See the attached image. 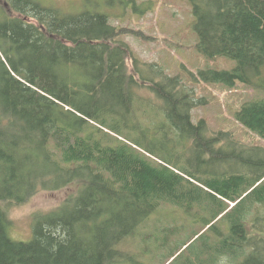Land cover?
I'll return each instance as SVG.
<instances>
[{"label": "trees", "instance_id": "trees-1", "mask_svg": "<svg viewBox=\"0 0 264 264\" xmlns=\"http://www.w3.org/2000/svg\"><path fill=\"white\" fill-rule=\"evenodd\" d=\"M4 1L15 17L0 19V264H128V243L142 236L144 258L148 222L170 207L203 222L195 238L226 226L209 249L217 260L264 264V148H240L195 123L204 101L181 77L135 58L130 72L128 46L94 0L74 14L43 0ZM188 2L199 52L235 62L193 78L264 94V0ZM141 83L152 100L139 99ZM236 119L264 140V97ZM71 184L78 194L38 217L30 242L12 239L4 204Z\"/></svg>", "mask_w": 264, "mask_h": 264}, {"label": "rangeland", "instance_id": "rangeland-1", "mask_svg": "<svg viewBox=\"0 0 264 264\" xmlns=\"http://www.w3.org/2000/svg\"><path fill=\"white\" fill-rule=\"evenodd\" d=\"M112 1L94 0L95 3L91 4L90 8L108 15L111 25L120 32L119 42L125 43L129 49L127 65L130 72L135 66V58L141 68L148 72L150 66H158L170 76L181 77L185 85L195 90L197 99L204 101L202 106L192 112L195 123L205 120L210 135L228 133L240 148H264V140L243 127L236 119V113L244 103L263 98V93L242 84L229 89L222 85L205 84L193 78L200 70L208 68L232 70L235 62L225 58L210 60L199 52L198 37L193 28L195 19L188 0ZM43 3L66 14L78 13L86 6L84 0H43ZM4 12L11 18L15 17L10 4L0 0V19ZM27 21L35 23L33 19ZM148 75L152 77L154 74ZM142 86L144 88L138 86L139 99L152 100L154 94L149 90L150 85ZM189 153L191 155L190 151ZM149 157L155 160L153 156ZM75 185L71 184L58 190H39L28 202L21 205L4 204L10 220L12 239L17 242H30L37 218L57 210L69 197L77 195L79 191ZM229 205L231 208L234 206L231 203ZM171 209L170 207L160 210L148 222L144 233L148 236L152 233L154 237L146 247L149 253L145 254L144 258L139 257L137 253L138 250L141 253L144 248L140 247L142 236L128 243L125 252L133 260L128 261V264H216L217 258L209 254V249L216 241L220 229L227 232L226 226L219 225L218 231L195 238L197 233H205L203 222H196ZM207 217L206 215L205 218ZM174 227L181 230L179 235L172 237L169 229ZM167 230L171 241L162 249ZM152 249L153 254H150Z\"/></svg>", "mask_w": 264, "mask_h": 264}, {"label": "clouds", "instance_id": "clouds-1", "mask_svg": "<svg viewBox=\"0 0 264 264\" xmlns=\"http://www.w3.org/2000/svg\"><path fill=\"white\" fill-rule=\"evenodd\" d=\"M217 264H230V257L226 254L219 256Z\"/></svg>", "mask_w": 264, "mask_h": 264}, {"label": "flooded vegetation", "instance_id": "flooded-vegetation-1", "mask_svg": "<svg viewBox=\"0 0 264 264\" xmlns=\"http://www.w3.org/2000/svg\"><path fill=\"white\" fill-rule=\"evenodd\" d=\"M27 20V19H26ZM29 22V21H28ZM34 22H35V20H34Z\"/></svg>", "mask_w": 264, "mask_h": 264}]
</instances>
